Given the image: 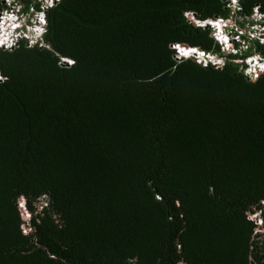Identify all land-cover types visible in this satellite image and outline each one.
<instances>
[{
	"label": "trees",
	"instance_id": "16d2710c",
	"mask_svg": "<svg viewBox=\"0 0 264 264\" xmlns=\"http://www.w3.org/2000/svg\"><path fill=\"white\" fill-rule=\"evenodd\" d=\"M236 7L60 0L43 45L0 48V264H264V73L238 62L264 43L221 67L174 47L224 55L185 14L264 15Z\"/></svg>",
	"mask_w": 264,
	"mask_h": 264
},
{
	"label": "clouds",
	"instance_id": "9594fccd",
	"mask_svg": "<svg viewBox=\"0 0 264 264\" xmlns=\"http://www.w3.org/2000/svg\"><path fill=\"white\" fill-rule=\"evenodd\" d=\"M7 2L6 8L3 9L4 15L0 16V21L2 23V28H0V48L9 49L15 46L19 39L24 38L27 40V43L30 39L34 40V43L32 45H43V36L46 32V18H45V12L44 10L47 8L52 7L54 4L59 2L60 0H33V5L26 7L24 2L22 0H3V2ZM22 2L23 6L16 8L14 4ZM235 2V5L237 3V0L231 1L230 3ZM36 6V7H35ZM256 14L259 15L258 20H253L251 18V21L253 24L247 25L248 28L250 26H254L255 30H257L256 37L254 35L251 36V38L258 39L260 42L264 43V23H263V17L264 15L262 13H259L257 10H254ZM254 13H252L253 15ZM217 19V20H216ZM191 21H194L197 25L202 26L203 21L196 20L194 17L191 19ZM207 23L204 26H208L211 29V34L214 36L215 40L220 45L221 51L223 52V49L226 47L230 49V45H228V27H229V19H222V18H215V19H209L206 20ZM221 22V25H218V22ZM260 29L258 30L257 28ZM246 35L247 38L251 35L248 32V29H246ZM256 33V32H253ZM249 34V35H248ZM243 35V34H242ZM243 39V38H242ZM262 40V41H261ZM244 42L245 39H243ZM233 47L230 52L219 55L216 53H208L203 52L202 50L194 49L192 53H189V55H183L178 46L175 47L176 51V57H185V58H194L196 62H199L202 65H213L215 67H221L226 59V56H230V54H238L241 52H245L246 50H243L241 48L240 41L234 42L231 40ZM180 46V45H179ZM189 48H191L189 46ZM259 54V53H258ZM260 55V54H259ZM214 58V59H212ZM250 59V60H249ZM62 62L65 64H71L69 63L67 58H62ZM72 61V60H71ZM238 62L241 64L240 69L242 70L243 74L249 78V79H256L260 73H264V57L262 55L257 56V53L251 54L247 57H242L241 59H238ZM1 78V76H0ZM46 204V201H45ZM29 220V217H28Z\"/></svg>",
	"mask_w": 264,
	"mask_h": 264
},
{
	"label": "rangeland",
	"instance_id": "374dc122",
	"mask_svg": "<svg viewBox=\"0 0 264 264\" xmlns=\"http://www.w3.org/2000/svg\"><path fill=\"white\" fill-rule=\"evenodd\" d=\"M231 1H234V0H231ZM5 2V1H4ZM30 2H31V5H33V0H30ZM5 3H7V2H5ZM14 6L16 7V8H18V7H22L23 6V4H22V2H20V3H16V4H14ZM231 7L234 9V10H236L237 9V7H236V5H235V2H232V4H231ZM254 14L253 15H251V16H249L248 17V20H251V18L255 21V20H258L259 19V15L258 14H256L255 12H253ZM4 15V11H3V9H1V11H0V16L2 17ZM217 20V19H216ZM241 20H243L242 19V17H233V18H230L229 19V21H228V23H229V27H228V31H227V35H228V40H230L229 41V43H228V45H230L229 47H230V49H228V48H224L223 49V54H226V53H228V52H230V50H232V47H233V44H232V42H231V40H233L234 42H236V41H240V44H241V48L243 49V50H246L247 48H249L250 47V45H251V43L249 42H244L243 41V39H242V34H245L246 33V26H247V24H244L243 26H240L236 21H241ZM194 24H196L194 21H192ZM218 22V21H217ZM206 23H207V21L205 20V21H203V23H202V27H204V25H206ZM222 23L221 22H218V25H221ZM197 25V24H196ZM208 26H210V25H208ZM0 28L1 29H3L2 28V23H1V21H0ZM258 30L260 29V27L259 28H257ZM248 32L251 34L250 36H249V39L251 38V36L252 35H254L255 37H256V35L258 34L257 33V30H255V27L254 26H250L249 28H248ZM253 32H256V33H253ZM262 41V40H261ZM231 45H232V47H231ZM186 51V50H185ZM256 52H254L253 54H255ZM257 56H260L258 53H257ZM212 59H214V58H212ZM250 60V59H249ZM46 201V199H45V197L44 196H41L40 198H39V200H38V204L37 205H40V206H43V204H44V202ZM45 205V204H44ZM257 214H258V212L256 211V210H252L251 212H249L248 213V218H250L251 220H253L254 222H257V224H258V220H257ZM260 230V232H262L263 233V235H264V226H263V228H260L259 229Z\"/></svg>",
	"mask_w": 264,
	"mask_h": 264
},
{
	"label": "built area",
	"instance_id": "2783aa9c",
	"mask_svg": "<svg viewBox=\"0 0 264 264\" xmlns=\"http://www.w3.org/2000/svg\"><path fill=\"white\" fill-rule=\"evenodd\" d=\"M185 15H186V17H188V19H190V20L193 18V15H192V14L186 13ZM33 43H34V40H33V39H30L29 42L27 43V45H32ZM68 61H69V63L72 62L71 60H68ZM44 204H45V202H44ZM258 213H259V212H258ZM28 217H29V213L25 212V213L23 214V218H24L26 221H28ZM257 220H258V224H257V222H255V223L257 224L258 231H260L259 229H260V228H263L264 223H263L262 219L260 218L259 214H257Z\"/></svg>",
	"mask_w": 264,
	"mask_h": 264
},
{
	"label": "bare ground",
	"instance_id": "6f19581e",
	"mask_svg": "<svg viewBox=\"0 0 264 264\" xmlns=\"http://www.w3.org/2000/svg\"><path fill=\"white\" fill-rule=\"evenodd\" d=\"M177 46H178L180 52H181L183 55H189V53H192V52H193L192 49H196V50H197V48H193V47H191V48H184V47H180L179 45H177ZM185 49H187V50L185 51ZM181 50H183V51H181ZM197 51H198V50H197Z\"/></svg>",
	"mask_w": 264,
	"mask_h": 264
},
{
	"label": "water",
	"instance_id": "95a60500",
	"mask_svg": "<svg viewBox=\"0 0 264 264\" xmlns=\"http://www.w3.org/2000/svg\"><path fill=\"white\" fill-rule=\"evenodd\" d=\"M180 47L189 48V46L186 44L180 45ZM198 50H200V49H198Z\"/></svg>",
	"mask_w": 264,
	"mask_h": 264
},
{
	"label": "snow or ice",
	"instance_id": "6c2138e0",
	"mask_svg": "<svg viewBox=\"0 0 264 264\" xmlns=\"http://www.w3.org/2000/svg\"><path fill=\"white\" fill-rule=\"evenodd\" d=\"M181 51H183V50H181ZM193 51H195V50H193Z\"/></svg>",
	"mask_w": 264,
	"mask_h": 264
}]
</instances>
